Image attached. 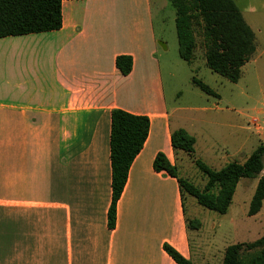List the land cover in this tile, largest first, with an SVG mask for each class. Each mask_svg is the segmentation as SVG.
I'll return each instance as SVG.
<instances>
[{"label": "crops", "instance_id": "crops-1", "mask_svg": "<svg viewBox=\"0 0 264 264\" xmlns=\"http://www.w3.org/2000/svg\"><path fill=\"white\" fill-rule=\"evenodd\" d=\"M61 14L0 37V264H177L165 243L193 261L177 180L153 169L157 152L174 163V128L150 0H63ZM114 108L149 129L110 229Z\"/></svg>", "mask_w": 264, "mask_h": 264}, {"label": "trees", "instance_id": "trees-1", "mask_svg": "<svg viewBox=\"0 0 264 264\" xmlns=\"http://www.w3.org/2000/svg\"><path fill=\"white\" fill-rule=\"evenodd\" d=\"M63 0H0V37L38 33L59 29L62 25ZM175 12V30L179 56L192 62L196 48L195 28L201 32L205 65L229 81L236 82L241 67L256 51L255 34L243 18L234 0H169ZM115 66L127 75L132 69V57L119 54ZM192 83L207 94L214 92L201 80ZM149 119L114 108L110 114L109 159L112 171L111 202L107 211V227L116 221V202L126 183L128 169L148 135ZM170 143L176 157L178 151L192 156L195 138L185 129L170 132ZM204 183L181 176L175 163L163 152L153 159L155 171H165L178 183L181 204L185 213V194L201 207L224 214L231 203L241 178H257L249 201L247 215L258 213L264 201V145H257L241 162L232 160L214 169L200 159H192ZM186 227L198 228L200 222L190 220L185 213ZM163 249L177 264H194L168 244ZM220 264H264V233L253 241L236 242L224 248Z\"/></svg>", "mask_w": 264, "mask_h": 264}, {"label": "rangeland", "instance_id": "rangeland-1", "mask_svg": "<svg viewBox=\"0 0 264 264\" xmlns=\"http://www.w3.org/2000/svg\"><path fill=\"white\" fill-rule=\"evenodd\" d=\"M234 2L253 30L256 43V51L241 67L236 82L205 65L198 28L194 58L190 63L183 60L178 53L174 8L169 0H150L170 124L195 138L193 157L178 151L174 163L181 176L198 185L204 180L193 158L218 169L232 160L243 161L257 145H264V0ZM192 77L205 83L214 94L199 89ZM256 182V178H241L224 214L201 207L185 194L186 216L200 222L198 228H188L194 264H220L227 245L253 241L264 233V201L258 213L247 215Z\"/></svg>", "mask_w": 264, "mask_h": 264}, {"label": "built area", "instance_id": "built-area-1", "mask_svg": "<svg viewBox=\"0 0 264 264\" xmlns=\"http://www.w3.org/2000/svg\"><path fill=\"white\" fill-rule=\"evenodd\" d=\"M255 121V120H254ZM255 123V122H254ZM258 127V126H257Z\"/></svg>", "mask_w": 264, "mask_h": 264}, {"label": "water", "instance_id": "water-1", "mask_svg": "<svg viewBox=\"0 0 264 264\" xmlns=\"http://www.w3.org/2000/svg\"><path fill=\"white\" fill-rule=\"evenodd\" d=\"M159 43H161V42H159ZM162 44V43H161Z\"/></svg>", "mask_w": 264, "mask_h": 264}]
</instances>
